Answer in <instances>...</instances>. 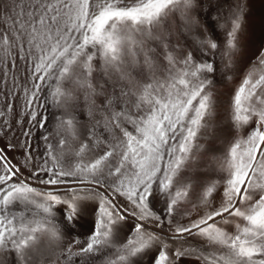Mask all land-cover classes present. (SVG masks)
Listing matches in <instances>:
<instances>
[{
  "label": "snow or ice",
  "instance_id": "6c2138e0",
  "mask_svg": "<svg viewBox=\"0 0 264 264\" xmlns=\"http://www.w3.org/2000/svg\"><path fill=\"white\" fill-rule=\"evenodd\" d=\"M249 15L242 0H0V264H264ZM177 17L189 50L171 39ZM49 105L63 110L52 130Z\"/></svg>",
  "mask_w": 264,
  "mask_h": 264
},
{
  "label": "rangeland",
  "instance_id": "374dc122",
  "mask_svg": "<svg viewBox=\"0 0 264 264\" xmlns=\"http://www.w3.org/2000/svg\"><path fill=\"white\" fill-rule=\"evenodd\" d=\"M208 2V0H197V4H203L204 6H206V3ZM242 2H246L248 7L250 8V6L253 5H257V4H262L264 3V0H242ZM198 15H199V9L194 10ZM252 13H250L249 17H248V37L245 40V43L248 46V50L245 53L246 57H252L253 59L255 58V55H258L260 49L262 48L261 46V42L263 41V37H264V24H261V19L264 18V13L262 10L260 11H251ZM199 18L201 20H203V16L199 15ZM261 18V19H260ZM170 27L172 28V31L174 32V35L171 37L173 43L176 42H181L184 44L185 46V50H189L192 48L193 44L195 43V36L192 37H186L184 34L180 33V21L179 18L177 17L175 19V21H172L170 19ZM263 25V26H262ZM258 29L260 31H258ZM197 33H202L203 32V28H199L197 30H195ZM179 35V41H177V35ZM262 37V38H261ZM242 78L241 76H237L233 82H229L227 85V88H225L222 84L218 85L216 88V91L218 93H226L228 89H232L235 88L239 82L240 79ZM79 95V94H78ZM222 101H224V105L219 109V119L222 120L225 124V126H227L228 124V116H227V100L228 97L227 95L221 96L220 97ZM79 108H84V101H83V97L82 95H80V100H79ZM23 110V102L20 100L18 105H15V108L13 110V118L11 120V124H12V128L15 130V134L13 135L12 133H7V135L10 138V142L13 144H17L19 145L21 143L20 139H17V137H20V131L18 130V125L16 123L17 119L19 118L20 113ZM27 124V118L25 117V125ZM38 135V133H37ZM8 140H5L4 138L0 137V146H3L4 144L8 143ZM39 144L41 145V141L39 142ZM37 145V141H33V147H36ZM42 147V145H41ZM40 147V151L41 150ZM23 153V149L20 147H17L16 149H14L12 152L9 153L10 156H12L17 162H19L20 158H21V154ZM37 153H34V155H36ZM217 156L220 155V153H216ZM203 162H208L210 161V157L209 156H204L202 155L201 157ZM234 230V228H233ZM16 258V257H15ZM16 260V259H15ZM17 262V261H16ZM15 262V264H17ZM37 261L36 264H38Z\"/></svg>",
  "mask_w": 264,
  "mask_h": 264
},
{
  "label": "bare ground",
  "instance_id": "6f19581e",
  "mask_svg": "<svg viewBox=\"0 0 264 264\" xmlns=\"http://www.w3.org/2000/svg\"><path fill=\"white\" fill-rule=\"evenodd\" d=\"M208 2H209V0H208ZM208 2L206 3V6L205 7H207ZM217 2H218V0H211V3L213 5H215ZM220 2H223V0H220ZM228 3H235V0H228ZM260 10H262L263 13H264V3H262L260 5L259 4H257V5L255 4L253 6H250V8L248 7V12L249 13H252L251 11H260ZM258 31H260V30L258 29ZM261 43H262L261 46L264 47V37H263V41ZM18 75H19L20 83L21 84H24L25 81H24L23 74L21 73V74H18ZM22 94H23L22 91H20V92L17 93V96L18 97L19 96H22ZM19 102H20V99H17L16 101L13 102V110L15 108V105H18ZM62 111H63L62 109H57L56 107H53L51 105L48 106L46 115H47L48 121H49V124H48L49 130L54 129L55 124H56V118H57L58 115L62 114ZM74 115L76 116V119L78 121H80V123L82 125H85V126L87 125V123H88V116H87V113H86V111L84 110L83 107L82 108H79L78 110H76L75 113H74ZM41 143H42L41 145H43V142L42 141H41ZM41 150H43L42 147H41ZM42 243H46V242L42 241ZM15 259H16L15 258V254L14 253L11 254L10 264H15V262H16ZM37 261H41V257L37 256L36 257V262ZM38 264H40V262H38Z\"/></svg>",
  "mask_w": 264,
  "mask_h": 264
}]
</instances>
